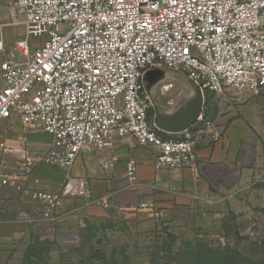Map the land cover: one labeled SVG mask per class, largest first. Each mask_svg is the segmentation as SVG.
I'll return each mask as SVG.
<instances>
[{"label": "built area", "instance_id": "obj_1", "mask_svg": "<svg viewBox=\"0 0 264 264\" xmlns=\"http://www.w3.org/2000/svg\"><path fill=\"white\" fill-rule=\"evenodd\" d=\"M2 1L22 16L25 34L8 49L0 39L6 53L0 61L1 163L9 151V124L51 136L48 150L27 144L13 150L21 157L22 174L11 175L6 166L0 172L1 184L31 201L18 220L56 222L63 201L93 197L90 181L73 174L56 191L45 190L37 173L42 164L71 170L81 153L113 149L118 139L132 135L154 150L157 167L183 168L195 163L203 134L221 139V127L204 113L183 138L160 130L147 70L184 71L204 92L264 95V0ZM103 165L111 168L114 161ZM126 178L140 185L134 158L126 161ZM97 203L105 209L115 205L111 193ZM117 206L141 209L149 203ZM248 228L253 239L259 237Z\"/></svg>", "mask_w": 264, "mask_h": 264}, {"label": "crops", "instance_id": "obj_2", "mask_svg": "<svg viewBox=\"0 0 264 264\" xmlns=\"http://www.w3.org/2000/svg\"><path fill=\"white\" fill-rule=\"evenodd\" d=\"M24 34L22 16L14 7L0 0V39L4 40L6 48ZM5 54L0 51V61ZM149 71L151 69L146 74ZM206 100V117L215 121L223 133L218 141L212 140L208 133L203 134L196 147V161L190 166L157 167L154 150L141 146L132 135L118 139L113 149L81 153L71 170L40 165L37 173L44 181L42 188L45 190L56 191L70 174L87 178L93 190L90 200L63 201L58 209V221L39 222L54 227L52 239L61 245L63 240L60 237L64 234L80 229L85 222L94 223L103 219L128 225L152 224L153 227L175 229L191 225L199 217L207 223L209 215L215 216L213 212L221 215L222 211L237 206L240 194H247L254 207L264 209V142L260 141L259 132L249 119L238 116L232 110L229 99L221 101L223 109L213 94H209ZM163 112L173 111L167 109ZM193 129L194 126L190 131ZM190 131L171 135L183 138ZM6 139L9 151L4 161H0V172L6 166L5 171L17 176L22 174L21 157L13 152L14 149L27 144L33 150L45 151L51 146L49 134L26 129L20 123L7 126ZM129 158L136 159L138 163L140 185L133 186L127 181L126 161ZM107 160H113L114 166L105 168L103 162ZM27 184L32 186L31 181ZM106 193H111L115 202L110 209L97 203V198ZM141 202L149 203V207L120 210L117 206L128 207ZM30 203L28 196L0 183V215L4 216L0 225L7 221L14 226L13 232L8 234L13 246H26L32 240L31 232L37 223L17 219L20 211L30 208ZM256 213L253 216L264 220V212L256 210ZM21 225L23 229L18 227ZM43 236L42 239L46 237Z\"/></svg>", "mask_w": 264, "mask_h": 264}, {"label": "rangeland", "instance_id": "obj_3", "mask_svg": "<svg viewBox=\"0 0 264 264\" xmlns=\"http://www.w3.org/2000/svg\"><path fill=\"white\" fill-rule=\"evenodd\" d=\"M158 70V79L145 84L150 93L155 110H177L195 94V85L181 70L163 66ZM172 84L171 88L165 86ZM205 96L213 94L221 109V101L229 99V106L238 116L249 119L264 142V95L250 92L227 91L224 95L205 91ZM237 206L225 212H213L183 228L153 227L148 225H128L121 222L98 220L83 223L80 229L60 237V245L52 239L54 227L37 223L31 238L42 239L36 244L13 246L8 234L14 227L9 222L0 225V264H195L199 247L216 253L231 252L241 264H264V220L256 215V210L247 194H240ZM217 214V215H216ZM212 216V217H211ZM264 216V214H263ZM13 219V218H12ZM253 226L259 237L253 239L248 227ZM23 229V226H18ZM31 255H37L32 257ZM204 261L208 262L206 255Z\"/></svg>", "mask_w": 264, "mask_h": 264}, {"label": "water", "instance_id": "obj_4", "mask_svg": "<svg viewBox=\"0 0 264 264\" xmlns=\"http://www.w3.org/2000/svg\"><path fill=\"white\" fill-rule=\"evenodd\" d=\"M158 74V70H151L146 74V79L152 84L158 79ZM205 102L204 91L195 85V94L191 99L172 113L158 110L155 123L160 130L170 134L185 132L199 121L204 111Z\"/></svg>", "mask_w": 264, "mask_h": 264}, {"label": "trees", "instance_id": "obj_5", "mask_svg": "<svg viewBox=\"0 0 264 264\" xmlns=\"http://www.w3.org/2000/svg\"><path fill=\"white\" fill-rule=\"evenodd\" d=\"M208 98V95L206 96V99ZM208 103V100H206L205 104ZM204 115L206 114L205 111H203ZM206 116V115H205ZM163 135H167V133L162 132ZM172 136V135H170ZM38 242H42V239L39 237L38 239H32L30 244H36ZM205 247H199L198 253H197V259L194 260L195 264H241V262H238V257H233L231 252L228 251H218L216 253H209L205 251ZM204 255H206L208 262L204 261ZM32 257H37V255H31Z\"/></svg>", "mask_w": 264, "mask_h": 264}]
</instances>
